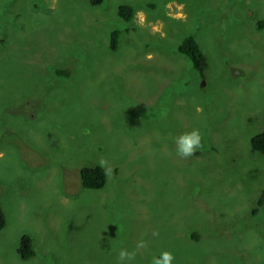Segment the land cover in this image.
Wrapping results in <instances>:
<instances>
[{
  "label": "rangeland",
  "instance_id": "374dc122",
  "mask_svg": "<svg viewBox=\"0 0 264 264\" xmlns=\"http://www.w3.org/2000/svg\"><path fill=\"white\" fill-rule=\"evenodd\" d=\"M263 129L264 0H0V264H117L122 247L131 264H264ZM83 164L101 189L80 186Z\"/></svg>",
  "mask_w": 264,
  "mask_h": 264
},
{
  "label": "trees",
  "instance_id": "16d2710c",
  "mask_svg": "<svg viewBox=\"0 0 264 264\" xmlns=\"http://www.w3.org/2000/svg\"><path fill=\"white\" fill-rule=\"evenodd\" d=\"M99 0H92V2H98ZM133 7L128 4H120L117 8V15L124 21H130L133 16ZM120 30L112 29L109 33L108 48L111 51H115L118 48V37ZM178 52L185 56L190 62L191 67L197 72V74L203 77L204 70L207 67L206 56L200 49L198 43L194 39L193 35H184L177 46ZM57 74L66 76V71L59 70ZM250 147L253 151L259 153L264 157V129L254 134L249 141ZM80 186L88 190H98L103 187L106 181V172L99 165L83 164L77 170ZM5 226V217L0 207V230ZM197 237L196 233L191 234ZM17 252L21 259H27L33 254L31 247V239L28 235L23 234L19 241Z\"/></svg>",
  "mask_w": 264,
  "mask_h": 264
},
{
  "label": "clouds",
  "instance_id": "9594fccd",
  "mask_svg": "<svg viewBox=\"0 0 264 264\" xmlns=\"http://www.w3.org/2000/svg\"><path fill=\"white\" fill-rule=\"evenodd\" d=\"M202 135L198 128H192L189 131L182 132L175 137V151L181 158H188L201 147ZM154 235H156L154 233ZM138 244L137 247H142ZM135 251L127 248H120L117 255V264H131L135 257ZM174 257L170 251H161L158 256L152 258V264H172Z\"/></svg>",
  "mask_w": 264,
  "mask_h": 264
},
{
  "label": "flooded vegetation",
  "instance_id": "af4514ba",
  "mask_svg": "<svg viewBox=\"0 0 264 264\" xmlns=\"http://www.w3.org/2000/svg\"><path fill=\"white\" fill-rule=\"evenodd\" d=\"M28 107H31V106H28ZM89 165V164H88ZM79 169V168H78Z\"/></svg>",
  "mask_w": 264,
  "mask_h": 264
}]
</instances>
